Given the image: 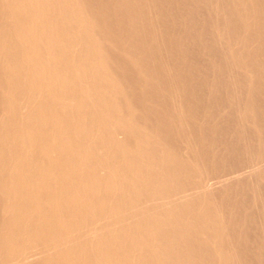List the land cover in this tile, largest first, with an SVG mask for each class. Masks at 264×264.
<instances>
[{
  "label": "bare ground",
  "instance_id": "bare-ground-1",
  "mask_svg": "<svg viewBox=\"0 0 264 264\" xmlns=\"http://www.w3.org/2000/svg\"><path fill=\"white\" fill-rule=\"evenodd\" d=\"M158 3L0 0V264H232L187 133L136 123L137 102L177 91L159 77L177 43ZM114 53L137 73L135 98Z\"/></svg>",
  "mask_w": 264,
  "mask_h": 264
},
{
  "label": "rangeland",
  "instance_id": "rangeland-1",
  "mask_svg": "<svg viewBox=\"0 0 264 264\" xmlns=\"http://www.w3.org/2000/svg\"><path fill=\"white\" fill-rule=\"evenodd\" d=\"M165 1L155 0L166 13L162 17L163 10L159 11L158 24L170 27V43L176 42L174 51H181L175 53L185 51L188 58L182 65L173 64L174 52L175 57L164 59L170 61L159 77L177 91L172 98H157L155 106L137 102L136 123L154 131L187 133L191 149L181 143V152L199 165L201 181L206 184L204 195L229 227L224 242L232 264H264V0H238V4L234 0ZM167 5L175 12L166 9ZM238 5L249 22L248 30L237 17ZM169 11L176 14L175 23L168 17ZM118 54L112 58V66H117L112 67L116 68L113 72L127 86L129 97L135 98L141 90L137 73ZM60 74L63 77L65 72ZM0 78V86L5 88ZM93 80L90 76L79 79L83 91H90ZM34 94L42 98L38 91ZM2 104L0 124L6 112Z\"/></svg>",
  "mask_w": 264,
  "mask_h": 264
}]
</instances>
